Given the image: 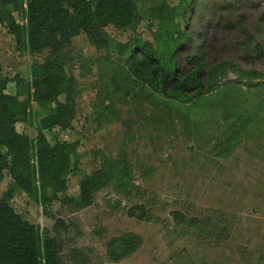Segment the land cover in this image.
Returning <instances> with one entry per match:
<instances>
[{"label":"rangeland","instance_id":"obj_1","mask_svg":"<svg viewBox=\"0 0 264 264\" xmlns=\"http://www.w3.org/2000/svg\"><path fill=\"white\" fill-rule=\"evenodd\" d=\"M133 1L142 20L136 32L108 26L107 36L112 44H126L136 34L166 60L176 36L158 31L155 9L173 7L175 1ZM238 1L197 0L187 26L175 18L177 31L186 29L195 43L176 49L182 73L191 70L186 58L202 53L207 65L230 60L261 75L250 79L225 67L218 89L196 104L158 96L148 101L122 85L116 91L108 82L122 60L116 51H98L84 35L72 40L66 72L76 79V115L70 130L47 134L50 143L77 145L67 190L46 207L20 192L9 201L23 219L58 241L63 264H264V90L248 88L264 83V60L243 50L249 35L256 37L257 32L263 33L259 40L264 50V0ZM14 16L24 23L20 15ZM242 23L249 27L247 35L239 29ZM48 54L18 52L0 25L3 77L29 81L31 66ZM7 92L15 93L13 83ZM239 111L255 122L238 126L232 135L229 127ZM46 114L32 105L27 122L16 125L17 132L33 139ZM104 157H124L130 165V186L123 192L110 183L94 194L91 205L78 207L81 180L97 171ZM10 182L4 173L0 199ZM138 205H147L156 220L130 217L128 212ZM175 211L196 218L198 227L174 222ZM128 236L141 242L124 252L116 241Z\"/></svg>","mask_w":264,"mask_h":264},{"label":"trees","instance_id":"obj_2","mask_svg":"<svg viewBox=\"0 0 264 264\" xmlns=\"http://www.w3.org/2000/svg\"><path fill=\"white\" fill-rule=\"evenodd\" d=\"M173 1V7L162 5L155 9L158 31L171 39L176 36L172 39L173 51L165 60L158 50L136 34L126 44H112L107 36L108 26L118 31L136 32L142 20L133 0H99L96 8L91 0H26V8L24 0H0V25L13 38L15 49L30 55L49 53L41 64L31 66L29 81L19 76L9 80L0 72V182L4 173L11 181L0 199V264H63L58 241L43 235L37 226L23 219L9 201L13 194L20 192L46 207L67 190V177L74 168L71 158L76 154L77 145L50 143L47 134L54 130H70L76 115V79L66 72L72 62L70 50L75 37L84 35L98 51L112 47L122 60L116 62L108 78L109 84L116 91L121 90L119 86L122 85L148 101L158 96L200 103L213 89H218L225 67L242 77L261 78L256 71L239 68L230 60L207 65L202 53L186 58L191 70L182 73L176 64V49L189 44L194 47L195 43H190L192 40L186 29L177 31L174 21L181 17L187 26V16L197 0ZM15 14L24 19L23 24L17 21ZM245 24L239 29L247 35L249 27ZM262 34L249 35L248 42L243 45V50L255 53V60H264L259 40ZM10 83L14 84V94L7 92ZM248 88L264 90V83L249 84ZM32 105L38 113L47 112L39 121L33 139L16 130L18 123L27 122ZM233 116L229 127L232 135L238 126L246 128L255 122L242 111ZM131 178L130 165L124 157H104L100 168L81 180L78 207L91 205L94 194L110 183L119 191H126ZM128 215L146 222L156 220L147 211V205L133 207ZM171 216L178 224L198 227L199 221L194 217L188 218L178 211ZM116 242L127 252L137 248L141 241L139 237L128 236ZM111 254L118 258L114 251Z\"/></svg>","mask_w":264,"mask_h":264},{"label":"water","instance_id":"obj_3","mask_svg":"<svg viewBox=\"0 0 264 264\" xmlns=\"http://www.w3.org/2000/svg\"><path fill=\"white\" fill-rule=\"evenodd\" d=\"M91 4H92L93 8H96L99 4V0H91Z\"/></svg>","mask_w":264,"mask_h":264},{"label":"built area","instance_id":"obj_4","mask_svg":"<svg viewBox=\"0 0 264 264\" xmlns=\"http://www.w3.org/2000/svg\"><path fill=\"white\" fill-rule=\"evenodd\" d=\"M24 8H26V0H24V5H23Z\"/></svg>","mask_w":264,"mask_h":264}]
</instances>
